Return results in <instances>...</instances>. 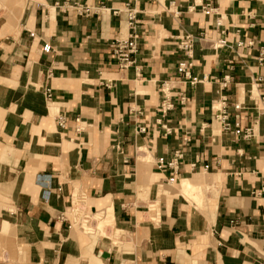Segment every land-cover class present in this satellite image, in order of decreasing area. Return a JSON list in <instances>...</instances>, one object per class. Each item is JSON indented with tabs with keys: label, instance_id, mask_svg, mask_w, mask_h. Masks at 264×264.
I'll return each mask as SVG.
<instances>
[{
	"label": "crops",
	"instance_id": "0c3cea01",
	"mask_svg": "<svg viewBox=\"0 0 264 264\" xmlns=\"http://www.w3.org/2000/svg\"><path fill=\"white\" fill-rule=\"evenodd\" d=\"M210 1L0 0V264H264V0Z\"/></svg>",
	"mask_w": 264,
	"mask_h": 264
},
{
	"label": "built area",
	"instance_id": "2783aa9c",
	"mask_svg": "<svg viewBox=\"0 0 264 264\" xmlns=\"http://www.w3.org/2000/svg\"><path fill=\"white\" fill-rule=\"evenodd\" d=\"M119 11H124L127 15V19L129 24L132 26L136 24L137 22V11L134 8H131L127 5V7L124 10H116L118 13ZM215 11V8L212 6L211 1L207 0L205 6H204V13L207 15L213 14ZM222 18L219 17L216 20V24L218 26L222 25ZM224 33L225 31H221V33ZM217 44L219 45H225L226 40L224 38H221L218 40ZM194 45V38L191 35L186 36L180 43H179V48L183 50L186 54L187 57H190V54L192 52V48ZM113 46V52L115 55V60L118 63V65L121 68H128L133 62H134V56L138 52V42L135 38V36H130L129 38L126 39H118L114 42H112ZM50 44L49 43H44L42 45V51L43 52H49L50 51ZM259 62L264 64V52L261 53V55L258 57ZM193 64L189 60H182L177 68V71L181 74L184 75V77L191 79L192 83H196L199 79L198 77L194 76L191 68ZM46 98L50 99L51 98V91L50 89H46L45 92ZM173 106V103L169 100L168 95L165 94V98L162 103V110L163 112H167L171 107ZM234 109V117L235 120L239 118V110L241 109L240 104H235L233 106ZM217 118L222 122L223 125V130L225 131H234L237 134L241 133V129L236 128L234 129L233 124L230 120L228 108L226 105V100H224L223 107L220 109V113L217 115ZM67 122V117L63 113H59L56 116V123L57 126L60 128H64L66 126ZM145 130V128L140 129ZM253 135V130L248 129L246 130V136H251ZM181 156L178 155V152H176V155L173 158L167 159L164 156H160L156 160V165L159 169H164L167 167L168 169H172L174 172V175L169 178L170 182H175L177 179L178 175V168H179V161H180ZM209 166L206 165L205 168L207 169ZM59 219H65L63 214H59L57 216Z\"/></svg>",
	"mask_w": 264,
	"mask_h": 264
},
{
	"label": "rangeland",
	"instance_id": "374dc122",
	"mask_svg": "<svg viewBox=\"0 0 264 264\" xmlns=\"http://www.w3.org/2000/svg\"><path fill=\"white\" fill-rule=\"evenodd\" d=\"M75 211L76 213H78V210ZM95 220L97 221V219ZM100 229H102V231H100ZM100 229L96 224V230H94L95 233L108 237L109 239L113 240L114 243H118L122 239V237L125 236V232L122 229L118 228L116 225H114L112 221L109 224L107 223L102 224ZM4 259H5L4 248L0 245V261H3Z\"/></svg>",
	"mask_w": 264,
	"mask_h": 264
},
{
	"label": "bare ground",
	"instance_id": "6f19581e",
	"mask_svg": "<svg viewBox=\"0 0 264 264\" xmlns=\"http://www.w3.org/2000/svg\"><path fill=\"white\" fill-rule=\"evenodd\" d=\"M74 202H75V201H74ZM78 202H79V201H78ZM78 204H79V203H78ZM75 205H76V204H75ZM76 206L78 207V205H76ZM79 206H80V205H79ZM80 207H81V206H80ZM74 208H75V207H74ZM76 210H78V209H76ZM78 211H79V210H78ZM89 218L91 219V222H92L93 225L87 224V223H90V221L87 222V221H85V220H84V221L82 222V224H81V226H82L86 231H88V232H89V231H94L95 228L93 229V227H96V225L94 224V222H93V220H92V217L90 216ZM94 219H95V218H94ZM97 223H98V220H97Z\"/></svg>",
	"mask_w": 264,
	"mask_h": 264
}]
</instances>
